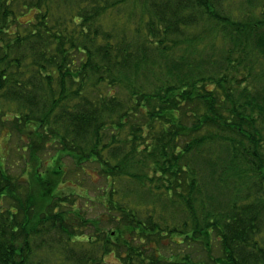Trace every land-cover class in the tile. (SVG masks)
Listing matches in <instances>:
<instances>
[{"label": "trees", "instance_id": "trees-1", "mask_svg": "<svg viewBox=\"0 0 264 264\" xmlns=\"http://www.w3.org/2000/svg\"><path fill=\"white\" fill-rule=\"evenodd\" d=\"M254 57L264 0H0V129L31 175L0 157V264H264ZM66 156L100 171L111 226L54 191Z\"/></svg>", "mask_w": 264, "mask_h": 264}, {"label": "rangeland", "instance_id": "rangeland-1", "mask_svg": "<svg viewBox=\"0 0 264 264\" xmlns=\"http://www.w3.org/2000/svg\"><path fill=\"white\" fill-rule=\"evenodd\" d=\"M124 19H126L128 16ZM27 16L26 18H28ZM124 19L122 21H124ZM129 19H131L129 17ZM204 44V43H203ZM216 50L220 51L223 48L222 43H218L215 45ZM255 58V57H254ZM255 68L252 71L251 76H249L251 82L257 83L258 76L263 75L264 64L262 60H258L255 58L254 60ZM239 73L242 71H238ZM244 76L243 73L239 75V78ZM264 81V79H263ZM15 132V131H14ZM17 133V132H16ZM19 139L17 137H9V129L5 126L0 129V157L4 158L7 156V161L11 164L10 170L14 175H22L24 177H31L30 175V162H28V154H26V158L22 157L21 151L17 150V146L19 145ZM44 164V163H43ZM63 169L66 171L63 179H60L59 182L55 185L54 191L58 192V194L68 195L71 198H74L75 206L81 212H83L85 216V222L88 221L89 226H86L87 230L90 232L94 230L93 223L94 221L99 223L102 227L103 224L106 223L107 227L111 226V221L109 218V213L107 207L104 205L105 199L102 196V187L106 186L107 183L101 175L100 171L93 164H87L84 169L79 167L77 164H74L73 160L66 156L63 158ZM31 180V179H30ZM35 181H32L34 183ZM113 185V184H112ZM127 187V182L124 180L120 181V189L121 192L117 193L115 198L119 202V204H126L128 200H130V196H125V188ZM81 193L82 196H78L72 193ZM150 202V201H149ZM70 204V202L68 203ZM153 205V204H152ZM152 205H148L151 207ZM167 243V241H166ZM169 243V242H168ZM216 244V243H215ZM151 245L157 246L156 242H152ZM199 248V246H195ZM204 247V246H203ZM207 245L205 249H207ZM184 249L187 250L186 247ZM183 248H180L181 252H185ZM213 253H216L214 247L211 249ZM204 253H207L206 250H202L199 254H196L197 260L202 261L204 259ZM37 258H40V252L38 256L34 258V262ZM106 264H119L117 258L112 254L106 257ZM43 264H46L45 261H42Z\"/></svg>", "mask_w": 264, "mask_h": 264}]
</instances>
